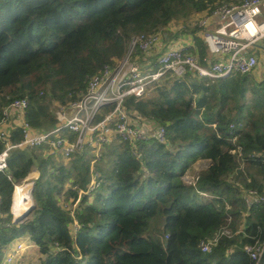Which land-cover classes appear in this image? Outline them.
Returning <instances> with one entry per match:
<instances>
[{
  "label": "trees",
  "instance_id": "1",
  "mask_svg": "<svg viewBox=\"0 0 264 264\" xmlns=\"http://www.w3.org/2000/svg\"><path fill=\"white\" fill-rule=\"evenodd\" d=\"M229 1L0 0V120L8 101L26 98L31 126L53 129L55 104L78 100L90 77L127 57L134 37L178 38L188 30L172 35V22ZM196 44L206 57L205 43L196 38ZM125 105L133 120L165 127L167 142L153 137L133 145L116 138L106 145L94 166L101 185L82 197L74 215L61 201L77 200L90 184L88 151L68 163L43 149L9 152L8 170L0 173V264L17 242L35 248L38 264H255L243 248L264 240V204L249 208L244 197L249 190L264 196L258 157L264 154V81L168 74ZM21 139L20 130L11 132L13 145ZM4 149L0 143V153ZM201 160L211 166L195 186L185 184ZM33 171L39 173L35 207L14 224L6 213L14 216L16 188ZM229 220L242 232L202 253L201 241Z\"/></svg>",
  "mask_w": 264,
  "mask_h": 264
},
{
  "label": "built area",
  "instance_id": "2",
  "mask_svg": "<svg viewBox=\"0 0 264 264\" xmlns=\"http://www.w3.org/2000/svg\"><path fill=\"white\" fill-rule=\"evenodd\" d=\"M192 26L198 29L208 56L202 58L190 38L167 43L162 33L136 36L131 40L127 57L115 67L106 66L90 77L86 91L78 100L55 104L57 124L49 131L38 130L27 121L30 104L26 98L8 101L2 108L0 120V143L5 145L0 153V173L7 172L9 152L14 148L43 149L47 156L58 160H72L88 151L92 157L91 182L79 192L77 200L69 201L72 206L66 204L65 207L74 215L82 197L93 194L101 185L94 166L101 161L106 145L115 137L133 145L153 137L160 143L167 142L165 127L131 118L125 105L127 98L142 99L150 86L168 74L176 78L192 75L213 81L233 74L251 75L258 68V55L264 51L259 46L264 42V0L217 5L194 19ZM155 55L157 58L153 61L151 58ZM17 129L21 131L22 139L13 145L11 132ZM258 157L264 161V154ZM31 176L33 174L25 181L34 182L39 177ZM185 178L186 174L183 180ZM197 181L198 175L184 180L192 186ZM201 195L209 198L207 194ZM244 199L249 208L264 204V196L255 190L247 191ZM230 223L231 220L215 237L201 241L202 253H211L222 238L231 239L242 232H234ZM79 228L75 222L73 231ZM154 233L157 235L156 229ZM25 249L24 244L17 245L8 254V262ZM243 250L255 264H264V240L247 244Z\"/></svg>",
  "mask_w": 264,
  "mask_h": 264
},
{
  "label": "rangeland",
  "instance_id": "3",
  "mask_svg": "<svg viewBox=\"0 0 264 264\" xmlns=\"http://www.w3.org/2000/svg\"><path fill=\"white\" fill-rule=\"evenodd\" d=\"M236 1L238 2L240 0H230L229 3H233V2H236ZM219 2H225V0H215L214 3L217 4ZM204 13L205 12L200 13V14H194V15H191L190 17H188V18H183V19H180L178 21H174V22H172L169 25L168 31L172 35H175V33L180 32L181 29L187 28L188 32L185 33V34L186 35H192L193 31L195 30V28L192 26L193 20L196 19V18H198L199 16L203 15ZM182 35H184V34H181L178 38H172L170 41H172V40H178ZM167 43H169V42H167ZM259 46L264 50V42H261L259 44ZM258 57L261 58V59H264V51H260ZM191 177H192V175H190L188 173V174H186V178L184 180L185 181L186 180H190ZM33 183H34L33 181H25L21 185V187L24 186V185H26V184L27 185H30V184H33ZM66 204L72 206L71 203L68 202V201H64V200L61 201V205H62V207L64 209H66L65 208L66 207ZM33 206H34V200H33V196H32V198H31V204L29 206V209L27 210V213L28 212L29 213H28V215L26 217H24V219L22 220V222L25 221L27 218L30 217V215L32 213V210L30 211V208H32ZM66 211H67V209H66ZM6 214L7 215H11L12 216V219L14 220L13 214H11V213H6ZM23 244H24V246H27V249H26L25 253L23 254L24 256L21 259H18L14 264H38L39 263V260H40V257L37 254V252H35L36 251L35 248L28 246V244L26 242H24ZM15 246H16V244L13 247H15ZM6 263H7V261H5V264Z\"/></svg>",
  "mask_w": 264,
  "mask_h": 264
},
{
  "label": "crops",
  "instance_id": "4",
  "mask_svg": "<svg viewBox=\"0 0 264 264\" xmlns=\"http://www.w3.org/2000/svg\"><path fill=\"white\" fill-rule=\"evenodd\" d=\"M200 37H201L200 34L197 32L195 34L192 33V35H186V34H184L179 39H185L186 40V39L190 38L189 40L191 41V43L193 42L195 44V49H196V51H198V47H197V44H196V38H198L201 41H203ZM166 42H168V41H166ZM198 53H199V51H198ZM199 55H200V53H199ZM156 58H157V56L155 55V56H152L151 59L153 61H155ZM259 60H260V64H259L258 68L255 70V72L253 74H251V76L257 82H263L264 81V59L259 58ZM115 139H116V137H115ZM62 161L64 163H68L70 160H64V159H62ZM210 166H211V161L210 160H201V161H198L186 174L189 173L190 175H192V177H195L198 174H200L201 172L206 171ZM32 174H33V176H31V177H38L39 176V173L37 171H33L31 173V175ZM21 243L23 244L24 242H17L16 243V246L19 245V244H21ZM16 246L13 247L8 252V254L11 253L16 248ZM25 247L27 249V246H25ZM26 249L20 255H18L11 263H9L8 260H7V257H8V254H7V256H6L7 263L8 264H12V263L14 264L18 259H21L24 256L23 254L25 253Z\"/></svg>",
  "mask_w": 264,
  "mask_h": 264
},
{
  "label": "bare ground",
  "instance_id": "5",
  "mask_svg": "<svg viewBox=\"0 0 264 264\" xmlns=\"http://www.w3.org/2000/svg\"><path fill=\"white\" fill-rule=\"evenodd\" d=\"M32 187H33L32 184L30 185L26 184L22 187L20 186L16 188L15 209H14V217L16 219H18L17 217L19 218L23 217L27 212V210L29 209L32 198L31 196Z\"/></svg>",
  "mask_w": 264,
  "mask_h": 264
},
{
  "label": "water",
  "instance_id": "6",
  "mask_svg": "<svg viewBox=\"0 0 264 264\" xmlns=\"http://www.w3.org/2000/svg\"><path fill=\"white\" fill-rule=\"evenodd\" d=\"M26 180H28V179H26ZM32 186H33V187H32V190H31V196H33L34 183L32 184ZM0 200H1V199H0ZM34 207H35V205H34L32 208H30V211H31V210L33 211ZM28 213H29V212H28ZM28 213L26 212L25 215H24L23 217L18 218V219H16V218L14 217L13 223H14V224L22 223V220L24 219V217H26V216L28 215Z\"/></svg>",
  "mask_w": 264,
  "mask_h": 264
}]
</instances>
